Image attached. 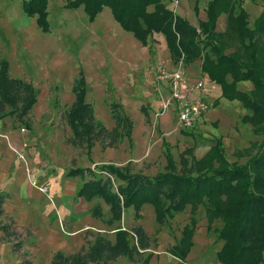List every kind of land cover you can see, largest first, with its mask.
I'll return each instance as SVG.
<instances>
[{"label": "trees", "instance_id": "obj_1", "mask_svg": "<svg viewBox=\"0 0 264 264\" xmlns=\"http://www.w3.org/2000/svg\"><path fill=\"white\" fill-rule=\"evenodd\" d=\"M46 3L47 0L21 1L24 15L34 17L41 32H47L49 26ZM241 4V0H207L204 18L198 19L194 26L174 13L164 0L64 1V8L81 6L88 22L104 6L108 7L114 21L141 45L147 44L152 33H160L169 57L175 63L188 65L202 57L201 70L219 85V96L240 100L249 112L243 118L254 130L259 127L262 138L254 153L241 163L228 162L220 141L216 139L201 157L195 158L192 147H185L178 153L177 161L164 143L165 163L152 175L113 163H101L92 168H69L67 176L83 177L87 174L91 177L78 186L75 195L85 201L97 197L108 206L105 216L101 206L93 203L89 214L111 227L113 236L109 239L97 233L85 248L70 254L57 250L48 264H107L119 256L132 260L140 255L149 243L143 228L135 224L125 229L118 223L122 209L127 207L132 209L133 219H139L143 204L152 207L155 222L159 225L188 207V219L181 226L175 243L167 249L177 260L174 264H183L192 246L196 227L194 215L198 206L202 207L208 227L214 220H219V227L214 229L216 240L220 241L215 252L219 264H264V66L255 57L253 41L255 36L264 33V11L253 19L252 27H249ZM220 13L225 14L224 28L216 30L215 23ZM232 36L247 41V56L236 58L222 53V49L228 46L226 40ZM226 73L229 79L224 77ZM239 80L250 81L252 87L247 91L238 89ZM70 90L73 100L65 111L71 132L67 143L84 146L86 154L95 141L101 147H112L123 138L130 143L132 123L120 103L111 101L107 104L113 122L110 129L94 118L92 106L85 100L86 83L81 69H78ZM34 102L32 85L22 78L11 77L7 61L0 58V120L13 116L20 125L29 127L28 114ZM140 110L147 118L144 107ZM182 131L192 135L190 129ZM96 172L100 175L95 176ZM4 197L5 194L0 193V230L11 234L9 226L1 222L5 217L2 208ZM148 258L149 255L142 258V264H147ZM18 264L32 262L22 255Z\"/></svg>", "mask_w": 264, "mask_h": 264}, {"label": "rangeland", "instance_id": "obj_2", "mask_svg": "<svg viewBox=\"0 0 264 264\" xmlns=\"http://www.w3.org/2000/svg\"><path fill=\"white\" fill-rule=\"evenodd\" d=\"M21 1L0 0V58L7 61L11 77L22 78L34 88L35 103L28 115L30 125L43 129L49 140L53 139L52 146L64 147L70 165L92 168L101 163H113L127 165L131 171L152 175L160 171L165 163L164 143L175 161L178 153L185 147H192L195 158L201 157L216 139L220 141L223 155L230 163H241L256 150L262 138L259 127L254 130L243 118L249 112L240 100L219 96V85L201 70L202 57L188 65L173 62L167 50L162 47V35L157 32L151 34L145 46L131 45L132 40H136L132 37L130 44L128 37L130 39L131 34L117 25L106 6L95 16L93 22H88L81 6L68 9L63 7L65 0H47L49 31L41 32L35 25L34 17L24 15ZM241 1L246 11L247 25L252 27L253 19L264 11V0ZM164 2L174 13L194 26L198 19L204 18L203 9L207 0ZM224 20L225 14L220 13L215 23L216 30L224 28ZM123 35L127 38L124 39ZM226 41L228 46L222 49L223 54L238 58L249 53L247 41L243 38L232 36ZM253 41L255 57L264 66V33L255 36ZM128 59L133 68L131 74L124 63ZM157 63L170 70L178 69L189 77L197 76L198 72L205 85L210 86L211 91L207 94L212 100L211 105L202 115L201 121L190 129L192 135L183 133L176 126L174 115L171 114L170 121L162 120L166 112L161 113L158 109L157 94L152 84ZM78 66L83 70L86 81V101L92 106L94 118L107 129L113 125L107 104L111 101L121 104L132 123L129 144L125 138L112 147H101L95 141L86 155L84 146H71L66 142L71 132L65 120V111L73 99L70 86ZM224 77L229 79L227 73ZM251 87L248 80L237 82V88L242 91ZM141 107L146 110L147 118L141 113ZM4 126L22 127L13 116L0 121V127ZM7 147L10 149L8 143ZM99 175V172L95 173V176ZM89 203H98L104 215H107L108 206L100 198H93ZM139 213L140 218L135 220L130 207L122 209L118 224L125 229L139 224L148 236V248L140 251V255L132 260L119 256L107 264H142L141 259L147 255V264H174L177 260L167 249L175 243L181 226L187 221L188 207L161 225L155 222L149 204H143ZM194 216L196 227L192 235V246L183 264H219L215 252L220 241L216 240L214 230L219 227V220H214L208 227L201 206H198ZM95 221L99 226L96 234L111 239V227L98 219ZM1 222L9 226L11 234L2 233L0 238L7 243L9 249L0 252V264H18L22 255L33 264H39V260L33 259L34 242L30 241L33 237H28L23 229L17 228L9 216ZM94 236L93 232L90 237L84 236L81 248H85ZM262 254L264 258V250Z\"/></svg>", "mask_w": 264, "mask_h": 264}, {"label": "crops", "instance_id": "obj_3", "mask_svg": "<svg viewBox=\"0 0 264 264\" xmlns=\"http://www.w3.org/2000/svg\"><path fill=\"white\" fill-rule=\"evenodd\" d=\"M111 18L113 19L112 15ZM130 36V39L128 37L129 42L133 37ZM123 37L127 38L126 35ZM161 42L162 47L167 50L163 36H161ZM133 44L139 45L140 43L132 40L131 45ZM124 63L131 74L133 69L131 61L128 59ZM78 69L81 67L78 66ZM81 71L83 72L82 69ZM197 75L200 76L198 72ZM210 91V86L204 85L203 92L209 97L207 93ZM156 102L159 109L158 98ZM165 112H163L165 114L162 120L170 121L172 114L176 122L173 108ZM20 127H0V132L7 134L6 138L0 137V193L5 194L2 202L3 213L5 217L9 216L12 219L17 228L23 229L28 237H33L30 239L34 242L32 247L35 256L33 259L39 260V264H48L55 251L59 250L64 254L74 253L80 250L81 244L84 243V236L90 237L91 232L95 234L99 232L95 218L89 214V208L92 205L89 202L92 199L85 201L75 195L78 186L91 177L87 174L83 177L67 176L66 171L69 168L87 166L70 165L64 147L52 146L53 139L50 141L43 129L33 127L30 122L29 127L23 126L26 129L25 132H20ZM33 128H35V134H33ZM8 142L21 150L25 162L20 160L11 149H8ZM23 142L26 143L25 146L22 145ZM28 179H34L37 183L46 185V195L30 186ZM1 236L2 231L0 230V238ZM6 250L9 251L7 243L0 239V252Z\"/></svg>", "mask_w": 264, "mask_h": 264}, {"label": "built area", "instance_id": "obj_4", "mask_svg": "<svg viewBox=\"0 0 264 264\" xmlns=\"http://www.w3.org/2000/svg\"><path fill=\"white\" fill-rule=\"evenodd\" d=\"M152 84L160 101V112L173 108L176 126L182 130L192 129L211 105V98L203 92L205 83L201 75L189 77L178 69L170 70L157 63L154 67ZM25 130L23 126L19 128L20 132ZM0 134L3 138L7 137L6 133L0 132ZM22 145L25 146L26 143L23 142ZM8 146L20 160L25 162L21 150L9 142ZM25 171L28 175L27 168ZM28 182L46 195V185L38 184L34 179H28Z\"/></svg>", "mask_w": 264, "mask_h": 264}]
</instances>
